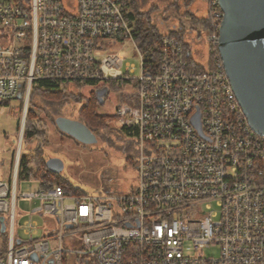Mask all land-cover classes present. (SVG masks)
<instances>
[{
	"label": "built area",
	"instance_id": "2783aa9c",
	"mask_svg": "<svg viewBox=\"0 0 264 264\" xmlns=\"http://www.w3.org/2000/svg\"><path fill=\"white\" fill-rule=\"evenodd\" d=\"M128 6L0 0V102L20 96L26 105L44 80L68 91L129 84L131 101L112 117L136 148L133 189L18 194L21 130L12 180L0 181V264H264V136L251 129L219 58L218 0H206L204 65L192 50L198 39L163 33L154 70L144 66ZM121 41L132 44L138 69L110 51ZM18 200L34 202L29 214L43 226L17 225ZM212 247L217 256H203Z\"/></svg>",
	"mask_w": 264,
	"mask_h": 264
},
{
	"label": "rangeland",
	"instance_id": "374dc122",
	"mask_svg": "<svg viewBox=\"0 0 264 264\" xmlns=\"http://www.w3.org/2000/svg\"><path fill=\"white\" fill-rule=\"evenodd\" d=\"M190 1L189 11L197 19L205 18L206 15V0H128L130 13H145L153 11L150 15V22L156 26L159 32L181 31L179 22L185 26L183 36H187L190 41L197 38L194 32L188 31L190 23L188 18L182 17L184 15V2ZM178 6L176 8L175 4ZM178 10V12L176 11ZM181 16V17H178ZM177 19V20H176ZM176 21V22H174ZM175 28L172 29V26ZM169 26V27H168ZM200 29V26H195ZM204 33L198 39L195 46L192 47L193 54L197 56V60L204 65V55L206 49L203 46ZM111 52H118L124 58L125 62L134 64L138 69L139 60L134 55L132 44L127 41H121L110 48ZM75 88L70 89L68 92L72 94H79L83 100L76 103L68 101L63 104L50 105L42 102L37 94L33 95V102L35 103V110L38 118L45 125V132L47 144L44 147V154L46 159H59L63 162V171L61 175L70 181L76 188H79L84 194L91 197H98L103 194L101 189L100 177L114 176L116 172L121 173L123 183L128 184L131 182L134 172L125 164L121 152L131 144V138L122 131L116 122L111 120L107 124V129L102 133L95 136L96 143L91 145H83L71 139L66 134L61 133L53 124V119L58 116L70 120H76L78 109L83 105L86 98L89 97L90 92H95L97 89L89 85H73ZM118 104V94L112 89L108 92L103 104L97 106V113L102 116L111 117L114 113V108ZM28 105V104H27ZM19 106L18 100H13L9 106L0 107V181L9 182L12 180L10 171V155L12 151H16L19 133L16 130V111ZM24 108V105H23ZM20 120L23 121V109ZM27 111V108H26ZM26 116V113H25ZM25 121V120H24ZM24 128V126H23ZM35 145H31L33 148ZM131 147V145H130ZM134 147H131V151ZM25 145L22 148L23 153H26ZM136 150V148H135ZM21 151V149H20ZM136 154V151H135ZM15 161V159H14ZM136 173V172H135ZM40 189L39 182L34 179L30 180H17V193H32ZM34 202L28 200L17 201V213H21L17 219V225L23 227V223L35 221L39 227L43 226L44 219L37 215H30V210L34 207ZM19 215V214H18ZM19 233L23 230L18 228ZM33 235L32 233H29ZM42 231L38 229L37 236L39 237ZM218 249L212 247L203 252V256L216 257Z\"/></svg>",
	"mask_w": 264,
	"mask_h": 264
},
{
	"label": "water",
	"instance_id": "95a60500",
	"mask_svg": "<svg viewBox=\"0 0 264 264\" xmlns=\"http://www.w3.org/2000/svg\"><path fill=\"white\" fill-rule=\"evenodd\" d=\"M218 5L223 13L217 46L219 58L251 129L264 136V0H218ZM107 93V88L94 92L98 105L103 104ZM26 108L24 104L23 117ZM55 126L78 143H96L94 134L77 120L57 117ZM46 168L61 174L63 162L48 159ZM100 182L103 193H109L114 186V178L109 175H101Z\"/></svg>",
	"mask_w": 264,
	"mask_h": 264
},
{
	"label": "trees",
	"instance_id": "16d2710c",
	"mask_svg": "<svg viewBox=\"0 0 264 264\" xmlns=\"http://www.w3.org/2000/svg\"><path fill=\"white\" fill-rule=\"evenodd\" d=\"M184 1V0H183ZM194 1V0H193ZM205 1V0H204ZM124 4H128V0H124ZM175 3H173L174 5ZM176 6V4H175ZM178 6H176L177 8ZM190 1L184 2L183 8L184 15L182 17H187L190 23V28L188 31L194 32L197 36L195 39L201 37V33L208 29V20L205 18L197 19L189 11ZM178 12V10H176ZM152 10L145 13H129L127 18L129 21L133 22L134 28V38L138 45L140 51L144 54V66L146 69H150L153 66V70L156 69V63L158 61V43L161 34L156 26L152 25L150 22V15ZM181 17V16H178ZM177 20V19H176ZM181 31H170L164 32L174 35L176 37H183V32L185 26L182 21L179 22ZM199 25L200 29L195 27ZM190 67L193 70L198 68L194 66L192 59L188 60ZM209 67L212 66L211 58L208 59ZM199 70V69H198ZM58 86L51 81H39L35 85L30 93L27 105V111L24 121L22 145L20 156L18 160V180H30L34 179L39 182L40 189H46L53 186H59L63 189L64 193L67 195H82L84 194L79 188H76L70 181H68L61 174H54L46 168V157L44 154V147L47 144L46 132L44 123L38 118L36 113V106L33 102V95L37 94L42 102L50 105L63 104L68 101L80 102L83 98L79 94L69 93L66 89H58ZM108 90L114 89L118 94L119 104H129L131 101L129 92L127 89L130 87L129 84L121 85L115 88L112 84L106 86ZM19 101V106L16 111V130L19 133L20 130V120L23 108V97L17 99ZM11 101L0 102V107L9 106ZM98 103L94 98V92H90L88 98L85 99L83 105L78 109L76 120L85 125L94 135L104 132L107 129V124L113 117L102 116L97 113ZM61 117V116H58ZM55 126V118L52 121ZM56 127V126H55ZM35 145L33 148L31 145ZM25 145L26 153H23L22 148ZM10 171L12 172L15 159V151H12L10 155Z\"/></svg>",
	"mask_w": 264,
	"mask_h": 264
},
{
	"label": "flooded vegetation",
	"instance_id": "af4514ba",
	"mask_svg": "<svg viewBox=\"0 0 264 264\" xmlns=\"http://www.w3.org/2000/svg\"><path fill=\"white\" fill-rule=\"evenodd\" d=\"M97 90H99V89H97ZM108 92H109V90H108ZM94 98L96 99L95 94H94ZM130 140H131L130 145L132 148L134 147V149L131 151V147H130V145H128L127 147H124L125 149L121 152V155L124 159L125 164L128 166V168H130L134 172V176L132 175L130 183L125 184V183H123L121 173L116 172L113 176V178H114V184L113 185L114 186L112 188H114V190L115 189L116 190L133 189L136 185V173H135L136 172V154H135L136 150H135L134 140L132 138Z\"/></svg>",
	"mask_w": 264,
	"mask_h": 264
},
{
	"label": "crops",
	"instance_id": "0c3cea01",
	"mask_svg": "<svg viewBox=\"0 0 264 264\" xmlns=\"http://www.w3.org/2000/svg\"><path fill=\"white\" fill-rule=\"evenodd\" d=\"M128 7H129V6H128ZM174 22H176V21H174ZM168 27H169V26H168ZM174 27H175V25L172 26V29H174ZM16 100H17V99H16ZM16 151H17V150H16ZM16 151H15V153H16Z\"/></svg>",
	"mask_w": 264,
	"mask_h": 264
},
{
	"label": "bare ground",
	"instance_id": "6f19581e",
	"mask_svg": "<svg viewBox=\"0 0 264 264\" xmlns=\"http://www.w3.org/2000/svg\"><path fill=\"white\" fill-rule=\"evenodd\" d=\"M24 120H25V117H23V126H24Z\"/></svg>",
	"mask_w": 264,
	"mask_h": 264
}]
</instances>
